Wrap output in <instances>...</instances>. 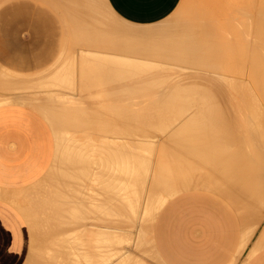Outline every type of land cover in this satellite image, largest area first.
I'll return each mask as SVG.
<instances>
[{
	"label": "bare ground",
	"instance_id": "6f19581e",
	"mask_svg": "<svg viewBox=\"0 0 264 264\" xmlns=\"http://www.w3.org/2000/svg\"><path fill=\"white\" fill-rule=\"evenodd\" d=\"M78 1L80 2V0H78ZM193 1L188 5V8L186 9V11L182 15H180V17L177 19L178 21L176 20V21H174V23H172V22L171 23H165L166 27H164V26L162 27L159 25L158 27H161L162 29L155 27L156 28V30H155L154 28H152V30L154 29V31H151V33L148 31V29H146L147 31L145 34L144 33L135 34L136 36H138L140 38H142L144 36H148V38H153L152 39L153 41L151 40L152 42H150L148 39H147V41H141L140 40V41H137L133 44L130 51H128L129 49L128 50H121L122 52L123 51L124 52H131L133 54L136 53L141 57L151 56L153 58V56H154L155 58H164L167 62L166 64L147 63L146 61L143 62V60L139 61L138 59H135V58L132 59L130 57H124L123 56L124 54H102V53H99L100 48L97 49L98 52H95L96 50L92 51L90 48L96 47L97 45H99V46L101 45V44H99L101 42L99 39H101L102 36L107 34L108 31L112 32L114 29L116 30V28L112 27V25L110 23H108L106 20H103L100 17L101 15L99 13L91 11L83 19L86 21V24H88L89 26L84 27V28H80L81 30L77 31V33L78 32L82 33L81 36L84 39V44L86 45V48L87 47L89 48V49H87V51L84 52L81 50V48H79L80 41H79V43L78 42L76 43V41H74L76 44H78V51L81 50L83 53L81 52V54H79L78 56L67 58L65 63H63L57 71L54 69L55 71L50 72L51 75L48 76L49 80H47L46 79L47 77H45V76L42 77L43 80H41L42 78H40L42 83L38 82V81H40L39 79L32 82L33 80L32 81L31 80H14L13 78H7L4 80V82H2L3 87L7 90L8 89L10 90V89L23 88V87L30 86L33 84L36 86H39V87L43 86L42 88H44V86L47 88L46 85H50V86L52 85L53 88L55 86V88L56 87H62V88H66V90L69 89L67 91H68V93H70L71 97H75L77 95L78 96L80 95L81 98L79 96V98H80L79 101L81 103H83V105L80 109H82V108L84 109L81 111H77L79 108L75 110L74 107H71L69 100H66L65 98L62 99L60 97L62 95H65V97H68V94L66 96V93L65 94L61 93L62 95H60V93H59L60 91H57L58 95H59L58 98L59 97L61 98L60 102L58 101V98H56L57 95H55L52 91L51 92L53 95L52 94L49 95V97L50 96L54 97V95H55V99H57L56 102L60 103V107L58 106L59 107L58 110L56 107H53V108L56 109L58 112H59V110L61 111L59 113H61V116L63 118L65 117L64 118L65 121H66V119H67V121L70 120V128L71 129L77 128L82 124L86 125V123L87 124L91 123L94 117H98L97 112L91 110V107L87 104H90V102H93V101L100 102L101 100L98 99L97 97L92 98L93 96L87 98L86 95L90 96V95H88V94H90V91H93L95 88L97 89V87H102V91L103 90L105 91L104 93L109 97V99H111V101L115 100V103L114 102L110 103L111 106L109 104V107H110L109 110H110V112L112 110V113H113V109L114 110L117 109V117H116L117 119H115L116 120L115 122L119 124L120 128L119 129L116 128L118 131L116 130L115 133L118 132V134H119V137L117 139V140H119V142L106 144V143H102V142H94L91 140V138H88L87 140L85 139V141L80 142V141L72 138V136L69 135L67 131H65V133H63V134H62V132H60L61 135L57 136V138H56V140H57L56 156H58V154L62 155V154L66 153L65 156L67 157V154L69 153L68 156H70L72 158V159H70L69 157H67V158H69L68 159L69 162H67V159H66L67 164H65V165H68V163H70L68 165V167L63 165V168L66 167V169L64 168L63 170H67L68 168L71 169V170L68 169V171H70L71 176L69 175L68 171H65L66 173L68 172V174H67L68 176L67 175L63 176L62 173H64V172L62 171L61 180H59L57 177V180L59 182L61 181L60 183L64 182V185H65V186L63 185L61 187L59 185L60 189L62 187H64V188L66 187L69 189L70 185L68 186V184H67L69 182L66 183V181L70 180L69 176H70L71 180H72V177H74V178L76 177L75 181H77L76 179H78L79 180L78 182L81 184V182H80V180H82L81 177L86 175L88 170H90V168L88 166L89 169L86 170V173H85V170H82L83 168L81 165L80 167L82 168L81 169L82 171L81 170L79 171L81 175L79 173H77L81 177L79 176L80 178L79 177L77 178L78 175H76L74 173L75 171L77 172L76 169L80 165V163L85 164V166H84V169H85L87 167L86 165L89 162L88 160L94 159V157H92V158L89 157L90 159L82 158V156L87 157V155H84L85 153L86 154L87 153L92 154L95 152L96 153L104 152V153H106L104 155V159L106 158V155L108 154L109 156H108L107 160L106 161L104 160L106 165H108V168H109L108 169L109 171L106 173V178H107L108 174H111V176L109 175L111 178H109V177L107 178V183L104 180H103V182H105L106 187H109V188H106V190L109 189L108 190L109 193L107 196L108 199L111 198V197H109L110 196L109 194H111L110 191H112L113 189L115 190L116 188L118 189V191H117V189L115 191L113 190L115 192V194L112 192V195H111V196H113V194L117 195V198H116L117 201L115 199L112 200L113 202L114 201L117 202V205L115 204V202L114 203L112 202L113 205H116L117 207L115 208V206L114 207L112 205L111 206L113 207L112 209L115 208L116 212L118 213V218L116 216L117 214H113V215L111 214V212H113V211L108 212V213H110L108 215L107 213L105 214V212L102 210L101 206L104 208V210H105V208H109V207H107L108 206V203H106L107 200L101 201V203L99 202L101 204V206H95V204H97V203H95V204L93 203L95 208L100 207V208H98L99 210H97V208L95 210L94 206L92 208H90L89 206L91 204L88 206L89 207L88 208L87 205L91 201L90 198H92L94 193L97 194V191L96 192L94 191L95 190L94 187H96V190H97V187H99V186L96 185L92 188V189H94L93 190L94 193L92 194V191H91L92 189L89 190L90 187L88 185H87V187L85 185H83V187L85 186L86 188H88L87 191L88 190L89 191L87 192L86 190H83V189H85V187L82 189V187H81L82 185L79 186V188H78L76 186L78 184H76L74 179L72 180V183L75 182V184H76V185L74 184L75 188H74L73 184H71V183H69V184H71V186L73 187V189L75 191L76 190L78 191V189L81 188L82 190H79V192H77V193L81 194V192L83 191L82 196H84V194L88 193L87 197H88V201L89 200L90 201L88 202L86 197H84L85 198V202H84L85 204L83 203L84 204L83 205L84 208L82 210L83 212L80 211L83 213V214L81 213V216L79 215L80 212H79L78 208L80 209V207H81V209H82V206L80 204L82 202H80L78 200V203L79 202L80 203L77 204L75 201V203H73L74 206H75V204H77L76 206H80V207L76 208V206H75V210H76V212H75L73 204H71L72 207L69 210H70V212L71 211L73 212V210H74V213L71 212L68 215L72 214L74 216V218L77 215L80 216L77 218H82L85 215L84 218L87 220L91 217L90 215H92V213L94 214V212L99 211L101 213V215L99 214V212H97L98 214L93 215V216H97V218L96 217H93V218H95V220L98 221V223H99V220L101 222H103V220H104L103 225L104 224H108V225L112 224V225H117L118 228H119V226H121L122 224L125 223L126 225L124 224L125 226L123 225V228L126 227L127 229H128L127 226H129V228L135 226L134 224H135L136 218H138L137 216H139L140 220H139L138 224H140V229H139V226H138V228L136 227L137 228L136 232H139L138 229L141 232H143V231L145 232L149 229V225L151 224V222H153L154 217L158 212V209L166 201V197L169 196L170 194L177 193V192L181 191L182 189L197 186V185H201L202 187H209V188H212L215 190L217 188V185L219 184L217 179L219 177H221L220 176L221 172H223L222 170H224L226 168L225 167L226 164H227V167L229 169L231 167V164H234L235 166L237 165L236 166L237 168L233 167V165H232L233 168L231 167V169H233V170H229L227 168L225 169V171L229 170V172H232L233 175H235L236 170H238L237 171L238 173H239V171L241 172V170H243V169H244L243 170L244 172H245V170L248 171L249 166H247L248 168L246 169V167H244L243 165H247L249 163V160H247L248 161L247 162L246 159L244 160L245 157H243V159L240 157H237L238 153H236V152H239L242 155L245 154L243 156H249L250 155L251 158H252V156L253 157L255 156L254 158H258V160L253 158L255 160L254 163H253V161L250 160V162L253 163L252 167L254 165L257 166L258 170H255L256 166L254 167L255 169H253V170H255V172L257 171V174L256 175H247V176H245V179L243 177L244 181L242 180V182H241V184L243 182H245V184L243 183L245 186L243 193L241 191L243 185L242 186L240 185L241 188H239L241 191L239 193H240V195H242V197L239 195L237 188H236L238 186V184H237V186H234V184L231 181V180H233V178H237V180H238L239 175L237 173H236V175H238V177L233 176L230 179L229 177H230V175L232 176V173L227 174L228 172L227 173L225 172L228 175L226 177L225 176L226 174L223 172V176H224L225 180L223 179V177H222V180H224V182H225L224 185L226 187L232 189L234 194L237 196L235 198L236 200H239L241 197V199L243 201H245V204L247 203V205L251 207L253 214L257 211L259 213L258 217L262 214L261 213L262 207H264V201H262V199H264V193H262V192L260 193V191H261L260 189L264 188V185H262V184H264V111H262V108H261L262 106H261L260 107L261 109L255 108L253 112H252V110H251V112H248V110L245 109L246 108L245 104L249 103V101H251V100L253 103H257V100L254 98L252 93L254 95H256V94L259 95V97L262 100H264V0H256V1L255 0H213L214 2H212V0H210L213 5H210L207 7H205V6H206V3H208V0H206L207 2L205 3V6L203 5L204 3H202L205 0H193ZM210 1H209L208 5L210 4ZM75 3L78 4V2H75ZM87 4L91 5V3H89V2ZM89 5L88 6L85 5V9H87L86 6L89 7ZM71 8H73V6ZM79 8L76 9L78 12L80 11V10H78ZM82 9H84V6L82 7ZM85 9L83 10L84 12H85ZM72 11L73 10H71V12ZM69 14H70V12H69ZM76 14H77V12H76ZM78 14H80V13H78ZM72 15H71V17H73ZM82 16H83V14H82ZM82 16L79 15V17H82ZM99 24H101V25H99ZM77 33H75L76 36L74 34V37L77 38V40H78V39H80L79 38L80 33H79V35ZM125 33H126V31H125ZM129 33L131 34L132 32L129 31ZM77 36H79V37H77ZM143 39H145V38H143ZM108 43H109V41H108ZM102 45H104V44H102ZM107 47H109V46H107ZM92 49L94 50V48H92ZM121 51H119V52H121ZM79 56H80L79 59L82 61L78 62L80 64H77V57H79ZM133 57H136V56H133ZM172 61H175V62L178 61L181 64H177V63L172 64ZM169 64H171V65H169ZM234 65H236L235 67H236L237 73H239L241 76H243L244 69H247V74H246L245 79H247V81L252 84L253 90L250 89V87L248 85H245V87H246L245 91L247 92L246 93L247 94L246 95V103L245 104L240 103L241 105L238 103L241 107H242V105H243V107L245 105V107L243 108L247 111L245 115H242V112H241L242 109L241 110L238 109V111H237L238 107H236V110L234 109L235 112H233V113H231L233 111V109H232V111H228L230 109L227 107L226 108L224 107L223 110H225V112L222 109L221 110L225 113V115L223 114L224 119H222L223 118L222 117L221 118L222 120H221L218 116L221 117V115H222L221 113H223V112H220V114H219V112H218V111H220L219 108L215 109L214 107L216 106V108H217L219 106V104L221 105V103L223 104V105H221L222 107L226 106L225 102L227 103V106H229L228 102H230L231 100L233 102L235 101V98L232 95V92H234V91L228 92V91H230L229 87L230 86H231V88L233 87L232 84L234 82H232V81L234 79L231 81V80H228V78H222L221 77V71H224V69H226V70L231 69V68H233ZM226 70L224 72L225 74H227ZM96 75L98 76V80L93 82L92 78L95 76L97 79ZM227 75H229V74H227ZM232 76H234V74ZM223 77H224V75H223ZM78 79H79V82H78ZM44 80H45V83H43ZM237 80H238V78L235 79V82L239 83L240 80L239 81H237ZM241 82H242V80L240 81V83ZM243 84H244V82H243ZM239 86H241V85H239ZM91 87H93L94 89L92 88V90H89V89H91ZM141 87L146 88V90H145V88L144 89L142 88L144 90V92H146L145 94H140V93H143V92L138 90ZM50 88H52V87H50ZM237 88L235 89V91H237ZM248 91L251 92V95L248 93ZM14 94H16V93H14ZM234 94H235V92H234ZM240 97H242V96L240 95ZM82 98H85V99L87 98V100H83ZM106 98H104V99H106ZM236 98L239 99V96H236ZM14 101H16V100H2V101H0V103L1 104L2 103H8V102L10 103V102H14ZM236 101H238V100H236ZM19 102H20V100H19ZM52 102L55 103V101H52ZM262 102H264V101H262ZM22 103H24L23 100H22ZM138 104H140L139 107H141V108H142V106H144V104H148L149 107L147 105V108H149V110L151 109L150 107H152L154 105L152 108L156 109L157 113H155V114L158 115V117L153 114L154 113L153 111H155V110H153V111L148 110V111L149 112L152 111L153 112L152 115H154V117H157V118H160L159 116H161L160 114H162L161 113L162 104H164L163 106L166 107L167 109H168L169 105H171L170 108H172V105H175V106L178 105V107L180 106V109L178 112L176 111L177 113L173 112L174 115H172L173 113H170V112H171V110H174V109L170 110V108H169L166 111L165 110L166 108H164V110L167 113L171 114V116H169V117L165 116L164 114L167 115V113L164 112V114H163L164 116L162 115L163 118L168 117V119L166 120V122L164 120V122H165L164 124H163V122L159 121L160 119L159 120L155 119L156 121H159V123H156L157 125H155L156 127L154 128V124H155L154 122H156V121L151 116V113H150L151 117L149 116L147 119L153 118L152 123L147 121V119L145 120L146 122H141L139 119L143 116L142 113H139V116L140 115H142V116L139 119H137L136 116H138V114L135 115V111H133V109H136V106ZM235 104H236V102H235ZM250 104H249V106H251ZM166 105H168V106H166ZM249 106L247 108H249ZM111 107L113 109H111ZM178 107H177V110H178ZM107 109H108V106H107ZM140 109H137V110H139V112H140L143 108L141 110ZM212 109L214 111L216 110L215 113L212 111ZM226 109L228 112L226 111ZM63 110H65L66 112L65 113L63 112V114H62ZM146 110H144V112ZM169 110H170V112H168ZM58 112L55 113L57 116H58ZM115 112H116V110H115ZM133 112H134V114H133ZM216 112H218V115L216 114ZM55 114H54V116H55ZM215 114L217 115L218 119H217ZM146 115H148V114L146 113ZM213 115H215V116H213ZM99 116L101 118V116H103V115H99ZM115 116H116V114H115ZM66 117H68V118H66ZM100 118H98L97 120H99ZM90 120H91V122H90ZM104 122L100 123V124L97 123V125H98L97 129L100 131V133H98V135L100 137L102 135H106L105 130L108 128L107 127L108 125L107 124L105 125ZM160 123H162L163 126L160 125ZM110 124H112V122ZM54 126H55V124H54ZM115 126L118 127L117 124ZM115 126L113 128H115ZM110 128H112V125H110ZM154 129H156V130L154 131ZM57 130L58 129L56 127V133H58ZM221 130H223V131H221ZM107 131H108V129H107ZM108 134H109V131H108ZM110 134L112 135L111 132H110ZM113 136L115 138H117L116 136H118V135L115 136L113 134ZM218 139H219V141H218ZM221 140H225V142H228L227 143V145L229 144L228 146H230V144H233V145L235 144L236 148L235 147L234 148L236 150L234 151V148H232L233 150L231 149L232 151H230V148L233 146L232 145L231 147H229V150L226 147L227 149H221L220 151H218L219 152L218 157H215L216 156L215 153H217V151H216L217 149H213L212 144L214 142L219 143ZM229 141L231 143H229ZM170 143H174V146H176L175 148L173 146H171V147L174 148V150L177 153V156L180 157L179 160L177 161V162H179V164H182V163H180L182 161V159H185L188 156H190L191 158L194 156V159H196L195 157L197 156L198 161L197 160L195 161L197 163V165H199V166L201 165L203 167L206 166V168H208V171L210 170L209 171L210 173H212V174L215 173V175H216V173H220V175L217 174V175H219L217 179H215V177L208 178L206 176H203V177L201 176V178H198V180H196V178L190 177V175L188 174L190 172V169H187V171H186V169H184L181 165L179 167L167 168V165L165 167V164H163L162 160H161V164H159V166L157 167L156 172H155V176H154L155 182L150 183L151 180L154 179L150 175L151 178H149L150 180H149V182H147L148 184L147 183L146 184L148 186L153 184V186H155L156 189L159 188V185H160L165 190V192L164 193L159 192L158 194H154V195L152 194L153 195L152 196L151 195L152 191L147 189L148 192L149 191H151V192H150L149 196L147 195L148 198L145 200L146 202H144V204L142 206L141 205L142 188L140 190L139 185L141 184V187H143V181L145 178V177H143V175H145L144 170L147 169L149 162H150V159H152L151 156L153 155L154 151L157 149V146L158 145L161 146L163 144L169 145ZM214 144L216 145V143H214ZM215 145H214V147H215ZM216 146L219 147L218 145H216ZM163 147H165V146H162V148ZM159 149L160 150H158V151L160 154L159 155L160 158L166 157L168 155V151H166V147L164 150L161 148H159ZM211 149H212V152H214V153L209 154L211 152ZM222 150H228L229 151V154L228 153L226 154V152H228V151L225 152L226 155L223 152L224 155H222V156L228 157L230 155V152H231L230 156H232V155L234 156L233 153L235 152L236 158L233 159L232 158L233 156H232L231 157L232 159H231L229 157V160H231L232 162H227L225 164V162L228 159L226 160V159H224L225 158L224 157L223 158V160H225V162L223 161L224 167L219 168L220 171H218L217 167L218 166L221 167V165H223V162L221 160L222 158L218 159L219 162H217V160H215V158L220 157L219 155H220ZM205 152H207V153H205ZM74 153H76V154H74ZM204 153H205V156L203 155ZM81 154H83V155H81ZM140 154L142 156H140ZM207 154H209L210 156L214 154L215 156L213 155L210 158ZM74 155L78 156L79 160L77 159V157H74ZM100 155L102 156L103 154L98 153V156H96V157L101 158ZM200 155H202V157L204 156L205 158H206V156H208V158H210V159L205 160L204 157H203V159H200L199 158V157H201ZM242 155H239V156H242ZM88 156H89V154H88ZM61 157H62L61 158L62 161H63V159L66 158V157L63 158V155ZM250 157H247V159H250ZM239 158L242 159L243 161L241 162V160H239ZM76 160L79 161L77 163L78 166L75 164L77 162ZM98 160H103V159L101 158ZM220 160H221V162H220ZM233 160H234V162H233ZM55 161H56V159H55ZM73 161H75V163ZM104 161H103V165L105 168L106 165L104 164ZM72 162H73V164L71 165ZM96 162H97V158H96ZM96 162L94 159L93 163H95V165H96ZM64 163H65V160H64ZM60 164L62 165L63 163H60ZM74 164L76 166H74ZM228 164H230V165H228ZM61 165H59L60 166V169H59L60 172L62 170ZM250 165H251V163H250ZM55 167H56V164H55ZM80 167H78V170ZM93 167H94V164H93ZM95 167H94V169L93 168H91V169H93V171H94ZM149 167H150V165H149ZM74 168H76V169L74 170ZM143 168H144V170H143ZM238 168H240V169H238ZM97 169L99 170L98 167H97ZM112 169H114L113 174L110 173ZM139 169L140 170L142 169L143 171L142 170L141 171L144 172V174ZM101 170H102V168H101ZM103 170L107 171L105 169H103ZM103 170H102V172L105 173ZM247 171L244 175L247 174ZM99 172H100L99 174H101V175H99L98 171H97V174L95 173L96 177H99V176L101 177L102 175L105 176V174H102L101 171H99ZM147 172H148V169H147ZM55 173H57V171ZM91 173L88 172V178H87L88 182L85 181V182H87V184H89V180H90L89 174H91ZM73 174H75L76 176ZM91 175H92V177H94L93 176L94 174H91ZM112 175H113L114 180H113V183H110L108 181H109V179H112ZM148 175H149V173H148ZM240 175H241V173H240ZM55 176L53 178H55ZM57 176H59V175H57ZM242 176H243V173H242ZM86 177L87 176H85L84 178H86ZM142 177H143V179H141ZM62 178H63V181H62ZM84 178H83V180H84ZM102 178L104 179L103 176H102ZM102 178H100V179H102ZM227 178H229V179H227ZM240 178L242 179L241 176L239 177V179ZM55 179H54V181H55ZM145 179H148V178H145ZM219 179H221V178H219ZM57 180H56V182H57ZM93 180L94 179L92 178L91 181L93 182ZM95 180H97V179H95ZM117 181H118V183H117ZM92 182H90V183L92 184ZM103 182L101 180V183H103ZM115 182L117 183V186L111 187L112 184L114 186ZM238 182H239V180H238ZM238 182L234 181V183H238ZM254 182L256 185L254 184ZM94 183H95V181H94ZM101 183L99 185H101ZM109 183H110V185L108 186L107 184H109ZM221 183H223V182L221 181ZM260 183H261L262 187L259 186ZM66 184H67V186H66ZM105 185L102 187H105ZM252 185H254L255 188L258 185L256 192L254 190L255 189L254 186H252ZM55 186L57 187V185H55ZM101 186L99 188H101ZM148 186H146V187H148ZM76 187H77V189H76ZM138 187H139V189H138ZM250 187H253L254 189L251 188L252 189L251 190ZM53 188H54V186H53ZM111 188H112V190H110ZM60 189L58 188V190H60ZM149 189H152V188L149 187ZM58 190L55 191L56 197H54V199L57 198L61 201L60 197L61 198H63V197L60 195H64V194H63V191H61V190L58 191ZM101 190H102V188H101ZM103 190L106 191L104 188H103ZM153 190H154V187H153ZM66 191H69V190H66ZM71 191H72V189H70V192ZM75 191H74V194L72 192L71 193L73 195H77V193ZM84 191H86V192L84 193ZM116 191H117V193H116ZM161 191H163V190H161ZM258 191H259V195L257 194ZM60 192H62V194ZM99 192L100 191L98 190V193ZM50 193L51 192H49V194ZM89 193H91L90 195H92V196H90V198H89ZM72 194L68 193L67 195L70 198V195H72ZM243 194H244V196H243ZM53 195H54V193L51 196H53ZM67 195H65V196H67ZM101 195L104 196L105 194L104 195L101 193L97 194V197H99V199H100L102 197ZM106 195H107V191H106ZM48 196H50V195H48ZM78 196L80 197L81 195H78ZM145 196H144V198H145ZM105 197L106 196H104V198ZM94 198H95V196H94ZM78 199H80V198H78ZM56 200H55V202H53V204L56 203L55 205H57L58 207L51 204V206L48 205V206H50V208L48 210V208H46L47 203L45 202V205L43 204L45 207H43V208H44V210L47 209L48 213H46L47 211L43 212V210H42L41 215H43V213H45L46 215L47 214L49 215V213L51 214V212H52V214H54L53 212L56 213V211L60 212L61 209L60 210L54 209L56 207L59 208V205H58L59 200L58 201H56ZM64 200L67 201L66 198ZM96 200H98V198ZM47 201H48V199H47ZM98 201H100V200H98ZM93 202H94V200H93ZM102 202L105 203L104 206L102 205ZM49 203H51V202H49ZM61 203H63V205L66 204L63 202V200L61 201ZM109 203L111 204V201ZM260 203H262V204H260ZM71 205L69 204L68 206H71ZM52 206H55V207L53 208ZM140 206H141V208H140ZM51 207L54 209V211L51 209ZM85 207H87L88 210ZM67 208H65V209H67ZM139 208H140V210H139ZM236 208L238 209V211L241 215V218L245 222V227H246L247 237H248L247 241H249L250 238L253 236V234H254V232H255L258 224H259V220L255 219L257 217H254L249 212V211H251V209L247 208L248 209L247 210L245 208L246 211L244 212L243 208L241 209V208H239V206H236ZM84 209H86V210L84 211ZM89 209L91 210V212L89 211ZM63 210H64V208H63ZM63 210H62V213L67 214L68 211L64 210V212H63ZM100 210L103 212H101ZM109 210H111V208H109ZM77 211H78V213H77ZM86 211H89L91 214L89 212H87V213H89L88 214L89 216H87ZM138 212H140V215L138 214ZM121 213H122V215H121ZM58 214L59 213H57L55 215V217L52 215L51 219L48 218L47 221L51 220V221H49L50 225L49 224L44 225L48 229V230H46V232L47 233L50 232L49 238H51V236H52L51 239H53V235L51 234L52 230H50V229H53V231H52V233H53L54 230L56 231L57 229H54L52 227L53 226L55 228H57V226L59 227V225L55 226L58 223L55 222V220H54ZM102 214L103 215L105 214L106 216L107 215L108 216L105 217ZM73 216H70V217H73ZM86 216H87V218H86ZM109 216H110V219H108ZM113 216H116L115 217L116 219L114 218L115 220L113 219ZM121 216L122 217L125 216V217L122 219ZM44 217H45V215H44ZM60 217L63 219L64 216L62 217L60 215ZM98 217H99V219H98ZM77 218H75V219L78 221L79 219H77ZM105 218H107L109 221ZM52 219H53V221H52ZM124 219L126 222L124 221ZM260 219H262V218H260ZM57 220H58V218H57ZM64 220H67V218L65 217ZM81 220H79V222L84 221L83 218ZM91 220L94 221V223L96 224L94 219H91ZM110 220L114 223H109V222H111ZM77 221H76V225L79 224V222H77ZM123 221H124V223H122ZM42 222H44V221H42ZM58 222H59V220H58ZM60 222H62L61 224L63 226V223H65L66 221L65 222L60 221ZM46 223H48V222H46ZM88 223H90V222H88ZM108 225H106V227ZM112 225H111V227H112ZM44 226H42V227H44ZM82 226L84 227V224ZM114 227H116V226H114ZM103 228H105V226H103ZM120 228L122 229V226ZM44 230H45V228H44ZM82 230H83V228H81V231ZM105 230L103 229V232ZM79 231H80V229H79ZM108 231H109V229H108ZM113 231H115V230H113ZM119 231L118 232L115 231L118 233V234H115L114 232L112 233L110 230L109 232H111V236L108 235L109 238L106 237L107 234H110L109 232L105 231L106 234H105V232L103 234L105 236H104V238L102 237V239L103 240L106 239L107 241L110 239V237L112 240H114L113 239V238H115L114 236L120 234V237H118V243L116 242L117 239L114 242L111 241L113 244L115 243L116 247L112 246L113 244L109 243L110 240L108 242L104 241L105 244H104V246H102L103 247L102 250L104 249V252H103L104 254L102 253V255L104 257H101V258H103V260H100V262L103 261L102 262L103 264L107 263V262L111 263L110 261H113L112 259L116 255H119L123 251V249H121V245L123 243H125L124 245L127 246L126 243L128 242L129 238H130L129 240L131 242V237L133 235L132 234L133 232L130 231L131 237H129L128 239L127 238L124 239L125 235L123 238L121 235L126 234V232L125 233L123 232L121 234V231H120V233H119ZM132 231H133V229H132ZM58 232L56 231L55 234H57ZM72 232H73V230H72ZM144 232H143V234H144ZM64 233H66V232H64ZM64 233H62V234H64ZM99 233H101V232H99ZM145 233H147V232H145ZM127 234H128V232H127ZM130 234H128V236ZM139 235L140 234H138V236ZM49 238L47 237L46 241ZM55 238H57V237H55ZM116 238H117V236H116ZM54 240H56V239H54ZM75 240H77V239H75ZM97 240H100L99 241L100 243L103 242V241H101V238L100 239L97 238ZM44 242H45V240H44ZM50 242H49V244H50ZM78 242H76V244ZM106 242L109 243L110 245L106 244ZM133 242H132V244H133ZM47 243H45V244L43 243L44 244L43 249H45V246H46V248L50 247L51 244L49 245ZM55 243H56V241H55ZM62 243H64V242H62ZM69 243H71V242H69ZM262 243H264V230H262V232L259 234V237H257L255 239V241L252 243V245L249 249V252H253L256 249H259ZM46 244L48 245V247ZM102 244H100V246ZM134 244H135V242H134ZM56 245H54V246H56ZM60 245L62 248V244H60ZM65 245H66V243H65ZM138 245H139V243H138ZM54 246H52V250H53ZM67 246H68V243H67ZM77 246H78V244H77ZM108 246L115 247V248L111 249V247H108ZM58 247H59V245H58ZM105 247H107V248H105ZM135 248H136V246H135ZM64 249H66V247ZM67 249L69 251V248H67ZM75 249L76 248H74V250ZM48 250H51V249L48 248ZM52 250H51V253H53ZM58 250H59V248H58ZM78 250H77V252H78ZM62 252H61V254L64 255V253H62ZM44 253H43V255H44ZM78 253L80 254V255L79 254L78 255L81 257L82 252L79 251ZM124 253H126V252H124ZM122 254L120 256H122ZM46 255L47 256H45V255L44 256L41 255V256L44 258L45 257L48 258V259L47 258L45 259V261L47 260L48 264L49 263L53 264L55 261H57L56 264H58L60 262V260H61L62 264L64 263L63 262L65 260L64 258H62V259H64L63 261L61 258H60V260L58 258H56V257H58L56 255V251H55L56 257L53 259L50 256H48V254H46ZM70 255H71V253H70ZM123 255L124 256L119 258L118 264H143L142 260L135 258L131 255L127 256V253H126V255L125 254H123ZM53 256L54 255H52V257ZM67 256H69V255H67ZM49 257L51 258V261L54 260V262L53 261L50 262ZM59 257H61V255H59ZM71 257H72V255L70 256V258ZM88 257L86 256L87 259L84 258L85 261L86 260L90 261L89 260L90 257L89 258ZM39 258H40V256H39ZM37 260L41 261L39 259H37ZM42 260L46 264V262L44 261L43 258H42ZM66 260H68V259H66ZM69 262H70V259H69ZM59 264H61V263H59ZM75 264H76V262H75Z\"/></svg>",
	"mask_w": 264,
	"mask_h": 264
},
{
	"label": "crops",
	"instance_id": "0c3cea01",
	"mask_svg": "<svg viewBox=\"0 0 264 264\" xmlns=\"http://www.w3.org/2000/svg\"><path fill=\"white\" fill-rule=\"evenodd\" d=\"M41 1L40 0H7L6 4L0 6V42L2 43V48L0 51L3 52L4 56L10 57L13 66L16 69L20 70L21 72L35 71L34 70L35 67L49 63L51 60H54L55 46L57 45V37H58L57 24H60V22H64L63 28L66 27V29H69L71 32H77L78 30H81L80 28H84L86 26V21L83 19L91 11L97 12L99 14L103 13L102 11H100L98 4L91 2L89 0H80V2L78 0L77 1L76 0H43L47 4ZM105 1L115 15L119 16L121 19H123L128 23H133L137 25H152L161 21L167 16L168 11H171L172 8L174 7L173 5H175L177 2V0H105ZM73 2L74 3L78 2V4L77 3L74 4ZM88 2L91 3V5L87 4ZM84 4L87 6L89 5V7L86 6L87 9H85ZM82 5L84 6L85 12L83 11L84 9H82L83 7ZM72 6L73 8H71ZM77 8H79L78 9L80 10L79 12L76 10ZM70 9L73 10L72 12L74 14L71 12ZM76 12L77 14L78 13L80 14L77 15ZM81 13L83 14V16ZM71 15L73 17H71ZM79 15L82 17H79ZM60 27L62 28L61 25ZM23 30L29 31V39L27 41H22V39H20L19 33L20 31ZM77 42L79 43V48H81L80 46H86L84 44V39L82 38V36H80V39L76 40V43ZM76 43L75 46H78V44ZM76 49H78V47H76ZM81 50L84 52L87 51V49H82V48ZM81 50L79 51L76 50L78 51L77 52L78 55L81 54L82 52ZM68 54L71 55L73 53H68ZM68 54H62L58 58H56L49 67V69L59 60L63 59V61H66V59L70 57ZM42 73L43 74L39 73L38 79L45 76L47 77L46 79L49 80L48 76L51 75L50 72L48 73L42 72ZM41 80H43V78ZM41 80L38 82H41ZM45 80L43 81V83H45ZM46 86L47 88L45 86L44 88H42L43 86L41 87L38 86V88L32 89L30 91L22 90L15 92L23 96V98L18 99V101L16 100L14 102L0 104V264H38L39 262H40L39 264H45L42 258L45 261L47 257L44 258L42 256L44 255L47 256L46 254H48V256H50L52 259L55 258L56 255L58 256L56 258H58L59 260L60 258L61 259L64 258L65 260L62 259V261L64 260L63 264H66L67 262H68L67 264H75V262L76 264H87V263L103 264L102 263L103 261L100 262V260H103V258L101 257H104L102 255V253L104 252V249L102 250L103 248L102 246H104L105 244L104 241H107L106 239L104 240L102 239V237L104 238L105 236L103 234L105 231L109 232L110 230L112 233L114 232L115 234H118L117 233L119 231L117 229L118 227L115 228L113 226L111 227L110 225V227L105 226V228H103V224H102L103 222L99 220L98 223V221H96L95 218H93V217L97 218V216H93V215L98 214L97 212L99 211L94 212V214L92 213V215H90L91 217L89 218L90 220L89 219L86 220L84 218L85 217L84 215V217H82L84 219L83 221L84 223L81 222L82 218H77V217H80L81 213L83 212L82 211L84 208L83 205L85 204L84 197H86L88 201V197H87L88 193L82 196L83 191L82 192L80 191L81 194L77 192H79V190H82L85 186L87 187V185L90 187L89 190H91L96 185L100 187L103 184L102 186H104L105 182L107 183V178L108 177L111 178L110 177L111 174H108L106 178V173L108 171H105V173H103L102 172L103 169L101 170L102 167L101 168L98 167L99 170L96 167L95 173L97 174L98 171L99 174L100 173L99 171H101L102 174H105V176L102 175L104 179L102 178V176L101 177L95 176L94 177L95 183L93 181L92 184L90 182L89 184H87L88 182L87 180L84 181L80 180L81 184L78 182L79 180L75 181L76 184L78 185H76L75 182L72 183V180H69L66 181V183L69 182L73 184V186L75 184L78 188L79 186L82 185L81 186L82 189L80 188L78 189V191L77 190L75 191L71 186V184L69 183H67L68 186L70 185L69 189L66 187L65 188L62 187L60 189V187L64 185V182L60 183L61 181L59 182L57 180V177L59 180H61L62 177L61 172L59 171L60 169L59 165H61L60 163H63L61 165V169H62L61 171L64 172L62 173L63 176L67 175L68 172L70 175V171H68L69 168L67 170H63L64 168L66 169V167L63 168V165L67 166L65 165L67 163H64L62 159L60 160L58 156H56V138L57 136L61 135L60 132H62L63 134L65 133V131L67 132L70 131V120L67 121L66 119L65 121L64 119L65 117L63 118L61 114L57 116L55 113L60 107L59 102L61 101V98L62 99L65 98V95L62 94L67 93V91L65 88L62 87L55 88L54 86L53 88L52 85L51 86L46 85ZM49 86L52 88H50ZM51 91L55 95H57L56 98H58L59 96L57 91H60L59 93L62 96H60L61 98L60 97L58 98L59 102H56L57 99H55V95L54 97L52 96L49 97V95L52 94ZM22 100L24 103H22ZM52 101H55V103ZM53 107H56L57 110L54 109ZM53 113L55 114L56 117L54 116ZM56 127L58 129L57 130L58 133H56ZM113 170L114 169H112L110 173L113 174ZM56 171L57 173H55ZM65 171L68 172L66 173ZM56 174L59 176H57ZM54 176L56 179L53 178ZM95 179H97L98 181ZM101 180L102 182L103 180L105 182L101 183ZM113 180L114 179L112 175V179H109L108 182L113 183ZM100 183L101 185H99ZM110 183L107 185L109 186ZM117 183L115 182L114 186L112 184L111 187L117 186ZM54 184L57 185V187L61 191H63L64 195H60L63 198H61L60 196L59 197L61 201L63 200V202L66 204L63 205V203H61L59 199L57 198H56L57 200L54 199V197H56L55 191L58 190V188ZM83 185L85 186L83 187ZM102 186H101L102 190L99 187H97L96 190V187H94L95 190L94 189L91 190L92 194L94 193L93 192L94 190L95 192L97 191V194L100 193L103 195L105 194L104 196L106 197L104 198V196L101 195L102 197L99 199V197H97V194L94 193V195L92 196L90 195L91 193H89V198L90 196H92V198H90L91 201L89 200L90 203H88L89 201L87 202L88 203L87 207L90 204L92 205L93 203L94 204L97 203L95 204V206H101L100 204L101 201L107 200L106 202L108 203L107 207L111 208V210H109V208H105L104 210V208L101 206L102 210L105 212V214L107 213L108 215L110 214L108 212L113 211L111 212V214L112 215L117 214L116 216L118 218V213L115 210V208L117 207L116 206L117 195H114L115 194L114 191L117 188L115 190L113 189L114 191L112 190V188L110 189L112 190L110 191L111 194H109L110 195L109 197L111 198L108 199L107 196L109 193L108 191L109 189L106 190V188L109 187H106V185L105 187ZM86 187L83 190L87 191L88 188ZM103 188L107 191V195H106V191H104ZM141 188L142 187H140V190ZM65 189L69 191H66ZM70 189H72L71 192L73 194L75 191L77 195H73L70 192ZM98 190L100 191L99 193ZM86 191H84V193ZM49 192L51 193L49 194ZM112 192L114 193L113 196H111ZM53 193L55 196L54 195L51 196ZM60 193L62 194V192ZM68 193L72 194L70 195V198L67 195ZM47 194L50 196H48ZM78 195L81 196L79 197ZM74 196L75 197L77 196L80 199H78L77 197L75 198ZM65 198L67 201L64 200ZM97 198L100 201L96 200ZM47 199L51 203H49ZM113 199L116 200L114 201L116 205H113L114 203L112 201ZM55 200L56 201L59 200L60 204L57 202L59 208H57L58 206L55 205L56 203L53 204ZM78 200L82 202V203L79 202L82 206V209L80 206H76L77 204H79ZM75 201L77 203L75 204L76 208L80 207V209L78 208V210L79 212L82 211L79 214L80 216L77 215L75 217L81 220L80 222L79 220L77 221L72 214L68 215L69 213L72 212V211L70 212L69 209H71L72 207L71 204L75 203ZM108 201L109 202L111 201V204ZM45 202L47 203L46 208H48V210L52 204L57 206L56 208H54L55 206H52L54 209L57 210L61 209V211L60 212L56 211V213L53 212L54 214H52L51 212V214L49 213V215L48 214L46 215L45 213L41 215L42 210L43 212L47 211L46 213H48V210L47 209L44 210L43 208L45 207L44 206ZM144 202H145V198H143V193H142V202H141L142 206ZM69 204L71 206H68ZM94 204L92 206L90 205L89 207L92 208ZM102 205L104 206L105 203L102 202ZM111 205L113 207L115 206V208L112 209L113 207ZM75 206L73 204L74 210H75ZM52 207L51 209L54 211ZM87 207L85 208L87 209ZM63 208L64 210L68 211L67 214L62 213ZM98 208L97 210H99ZM86 209H84V211ZM74 210L72 213H74ZM89 211L91 212L90 209ZM89 211H86L87 216H89L88 215L90 213ZM57 213L59 214L56 216V218L55 219L53 217L52 218L55 220V222L58 223L54 225L55 226L59 225V227L57 226V228H55L53 226L52 228L57 229L56 230L57 232L59 231L58 232L59 234L57 233L59 236L55 234L56 232L55 230L53 232L55 234L54 235L52 233L53 229H50L52 230L51 234L53 235V239H51L52 236L51 238H49L50 232L49 233L46 232V230L48 229L44 225L46 224L50 225L49 221L51 220L47 221L48 218L51 219L52 215L55 217ZM99 214L101 215L100 212ZM105 214L102 215L107 217L108 215L106 216ZM60 215L62 217L64 216L63 219L60 217ZM116 216H113V219ZM65 217L67 218V220H64ZM91 219H94L96 224ZM108 219H110V216L108 217ZM137 220L139 222L140 219L136 218V221ZM42 221H44L45 223ZM60 221L63 222L66 221V222L63 223L62 226L61 224L62 222ZM76 221L79 222V224L76 225ZM87 221L90 223H88ZM82 223L84 224V227L82 226L83 225ZM111 223L113 222L111 221ZM81 228H83L82 231ZM103 229L106 230L103 232ZM130 231L133 232L132 237ZM136 231H137L136 229H133V231L132 230L125 231L126 234L127 232L128 234H130L129 236L128 234L127 235L125 234V237L127 236L126 237L127 239L131 237V242L129 238L128 242L126 243L128 247L125 246L123 243L121 245V249H123V251L121 250L122 252L119 255H116L112 259L113 261H110L111 263L107 262L104 264H118L119 258L124 256L123 254L126 255V253L127 256L131 255L135 258L142 260L143 264H242L241 262L243 258L247 255L248 249H250L252 243L256 239L254 232L250 240L247 241L248 237H247L245 222L241 218L238 209L235 207V205L232 203V201L229 198L209 187H202V188L195 187L177 192L176 194L168 198L160 206L157 214L154 217L153 222H151V224L149 225V229L145 231L147 233L143 231L144 232L143 234V232H141L139 229H138L139 232ZM111 232H109L110 234H107L106 237L109 238L108 235L111 236ZM138 234L140 235L138 236ZM116 236H114L115 238L112 237L114 240H112L110 237L109 239L110 241L108 240L109 243L113 244L111 241L114 242L116 239H117L116 242L118 243V237H120V234ZM47 237L49 239H47L46 241ZM123 237L124 235H122V238ZM97 238L99 239L101 238V241H103L104 243L103 242H102L103 244L100 243L99 242L100 240H97ZM43 239L45 240V242ZM49 240L53 242L51 243ZM133 241L135 242V244ZM49 242L51 245L49 244ZM76 242H78L77 243L78 246ZM107 242L106 244L110 245ZM43 243L49 244L50 247H48L47 244L46 245L51 250H52V246L57 244L56 246L53 247L52 250L54 254L51 253V250H48L46 246L45 249H43L44 247ZM99 243L102 245L100 246ZM60 244H62V248ZM112 246H115V243ZM65 247L66 249H64ZM115 247H111V249ZM67 248H69V251ZM74 248L76 249L78 248L79 249V250L77 249L78 252L79 251L82 252L81 253L83 255V256L81 255L82 258L79 256L80 254L77 252V250L76 249H75L76 251L74 250ZM124 249L127 250L125 251ZM55 251H56V255H55ZM61 252L64 253V255L61 254ZM70 253L72 255L71 258H70L71 256ZM58 254L61 255V257H59ZM121 254L122 256H120ZM52 255L54 256L52 257ZM86 256L90 257L89 259L90 261L87 260L85 261L84 258H86ZM51 258L49 261L54 262V260L51 261ZM37 259L41 261H38ZM45 262L46 264H48L47 260ZM56 263L57 261H55L53 264ZM59 263L62 264L61 260ZM244 264H264V247L256 249L253 252H250L248 255V259H245Z\"/></svg>",
	"mask_w": 264,
	"mask_h": 264
},
{
	"label": "rangeland",
	"instance_id": "374dc122",
	"mask_svg": "<svg viewBox=\"0 0 264 264\" xmlns=\"http://www.w3.org/2000/svg\"><path fill=\"white\" fill-rule=\"evenodd\" d=\"M41 1V0H40ZM89 1H91V2H94V3H96V4H98V7H99V9H100V11H102L103 13H101L100 15V17L103 19V20H106L108 23H110L111 25H112V27H114V28H116V30L114 29L112 32H110V31H108V33L107 34H105L104 36H102L101 37V39H99L101 42L99 43V44H101L100 46L99 45H97L96 47H92V48H94V50L92 49V48H90L92 51H95V52H98L97 51V49L98 48H100L99 49V53H102V54H124L123 56L124 57H130V58H135V59H138L139 61H142L143 60V62L144 61H146L147 63H152V64H166L167 62H166V60L164 59V58H155L154 56H153V58L151 57V56H144V57H141V56H139L138 54H133V53H131V52H122L121 50H128V51H130V49H131V47L133 46V44L135 43V42H137V41H147V39L150 41V42H152L153 40V38H148V36H144V37H142V38H140V37H138V36H136L135 34H137V33H146V29H148V31L151 33V31H154V29L156 30V28L155 27H157V28H161V27H158L159 25L160 26H164V27H166L165 26V23H174V21H176L179 17H180V15H182L185 11H186V9L188 8V5L193 1V0H177V2H176V4L175 5H173L174 7L172 8V10L171 11H168V14H167V16L164 18V19H162L161 21H159V22H157V23H155V24H152V25H137V24H133V23H128V22H126V21H124L123 19H121L119 16H117V15H115L113 12H112V10L110 9V7L107 5V3H106V1L105 0H89ZM209 1L210 0H208V3H209ZM256 1V0H255ZM41 2H43V3H46L45 1H41ZM194 2V1H193ZM207 1L205 0L204 2H202V3H204L203 5L205 6V3H206ZM212 2H214L213 0H212ZM212 2L210 1V4L208 5V3H206V6L205 7H207V6H210V5H213L212 4ZM7 3V0H0V6L1 5H4V4H6ZM47 4V3H46ZM252 12V11H251ZM100 21V20H99ZM178 21V20H177ZM163 24V25H162ZM60 25L62 26V28L60 27ZM99 25H101V24H99ZM169 25V24H168ZM57 26H58V31H57V33H58V37H57V45L55 46V53H54V60L56 59V58H58L60 55H62V54H68V53H73V54H71V55H69L70 57H75V56H78V53H77V51L76 50H78V49H76V47H78V46H75V42L74 41H76L77 40V38H75L74 37V34L75 33H77V32H71L69 29H66V27H64L63 28V26H64V22H60V24H57ZM89 25L88 24H86V26L85 27H88ZM134 28V29H133ZM152 28H154L153 30H152ZM150 29V30H149ZM162 29V28H161ZM116 31V32H115ZM123 31V32H122ZM125 31H126V33H125ZM129 31L130 32H132L131 34L129 33ZM145 31V32H144ZM110 32V33H109ZM128 32V33H127ZM79 33L80 32H78L77 34L79 35ZM81 34L82 33H80V35L79 36H81ZM19 35H20V39H22V41H27L28 39H29V31L28 30H23V31H20V33H19ZM75 36H76V34H75ZM79 36H77V37H79ZM108 36V37H107ZM134 36V37H133ZM106 37V38H105ZM122 37V38H121ZM129 37V38H128ZM137 37V38H136ZM151 37V36H150ZM80 38V37H79ZM143 38H145V39H143ZM76 39V40H75ZM152 40V41H151ZM108 41H109V43H108ZM106 43V44H105ZM102 44H104V45H102ZM108 44V45H107ZM111 44V45H110ZM122 45V46H121ZM127 45V46H126ZM129 45V46H128ZM106 46V47H105ZM107 46H109V47H107ZM73 47V48H72ZM75 47V48H74ZM116 47V48H115ZM121 47V48H120ZM1 48H2V43L0 42V50H1ZM81 48L82 49H89L88 47L86 48V46L84 47V46H81ZM109 48V49H108ZM127 48V49H126ZM112 49V50H111ZM111 50V51H110ZM108 51V52H107ZM119 51H121V52H119ZM130 53V54H129ZM131 55V56H130ZM133 56H136V57H133ZM138 56V57H137ZM80 58V56L79 57H77V64H80V63H78V62H81L82 60H80L79 59ZM54 60H51L49 63H46V64H43V65H39V66H37V67H35L34 68V70L35 71H32V72H21L20 70H18V69H16L14 66H13V64L11 63V59H10V57H6V56H4V54H3V52L2 51H0V101H2V100H18V99H20V98H23V96H21V95H19V94H14L15 92H18V91H30V90H32V89H35V88H38V86H36V85H30V86H26V87H23V88H18V89H5L4 87H3V85H2V82H4V80L5 79H7V78H13L14 80H33L32 82H34L35 80H37L38 79V75H39V73H41V74H43L42 72H53V71H57L58 69H59V67L63 64V63H65V61H63V59L62 60H59V61H57L50 69H49V67L51 66V64L54 62ZM171 62V61H170ZM175 63H177V64H181L180 62H178V61H172V64H175ZM232 63V62H231ZM169 65H171V64H169ZM236 65H234L233 66V68H231V69H224V71H221V77L222 78H228V80H233L232 82H234L233 84H232V88H231V86L229 87V89H230V91H228V92H232V91H234L235 92V94H234V92H232V95L234 96V98H235V101L233 102L232 100V102L230 103V102H228L229 103V106H227V103L225 102V104H226V106H221V105H223L222 103H221V105L219 104V106L216 108V106L214 107L215 109H218L219 108V110L220 111H218L219 112V114H220V112H225V110H223L224 109V107L226 108H229L230 110H228V111H232V109H233V111L231 112V113H233V112H235V110H236V107H238L237 108V111H238V109H242V115H245L246 114V110H248V112H251V110H252V112L254 111V109L255 108H260L261 106V108H262V111H264V102H262V101H264V100H262L260 97H259V95H254L253 93H252V95L254 96V98L257 100V103H253L252 102V100L251 101H249V103H247V104H245L246 103V87H245V85H248L249 87H250V89H252L253 90V86H252V84L251 83H249L248 81H247V79H245L246 78V74H247V69H244V71H243V76H241L239 73H237V70H236V67H235ZM55 69V70H54ZM225 70L227 71V74H229V75H227V74H225L224 72H225ZM233 70V71H232ZM231 71V72H230ZM232 73V74H231ZM234 74V76H232ZM223 75H224V77H223ZM237 75V76H236ZM240 75V76H239ZM97 76V75H96ZM226 76V77H225ZM239 76V77H238ZM230 77V78H229ZM233 77V78H232ZM242 77V78H241ZM95 78V79H94ZM238 78V80L237 81H241L242 80V82L240 83V81H239V83L238 82H235V79H237ZM40 80V79H39ZM98 80V76H97V79H96V77L94 76L93 78H92V81L93 82H95V81H97ZM226 80V79H225ZM100 81V80H99ZM78 82H79V79H78ZM243 82H244V84H243ZM247 82V83H246ZM239 85H241V86H239ZM243 86V87H242ZM235 87V88H234ZM238 87V88H237ZM240 87V88H239ZM242 87V88H241ZM92 88L93 87H91V89H89V90H92ZM143 87H141L140 89H138L139 91H141V92H143V93H140V94H145L146 92H144V88L142 89ZM228 88V87H227ZM226 88V89H227ZM237 88V91H235V89ZM66 89V88H65ZM94 89V88H93ZM142 89V90H141ZM225 89V90H226ZM67 90H69V89H67ZM66 90V91H67ZM95 90V91H94ZM93 91H90V94H88V95H90V96H87L86 95V97L88 98V97H91V96H93L92 98H98V99H100L101 101L100 102H97V101H93V102H90V104H87V105H89L90 107H91V110H93V111H96L97 112V114H98V117H94L93 118V120H92V122H91V120H90V122L91 123H86V125L84 124H82V125H80L79 127H77V128H73V129H71L70 128V131L68 132V134L69 135H71L72 136V138H74V139H76V140H78V141H85V139L87 140L88 138H91V140L92 141H94V142H102V143H114V142H119V140H117L118 139V137H119V134H118V132L117 133H115L116 132V130L117 129H119L120 128V126H119V124L118 123H116L115 121V119H117L116 117H117V109H115L116 110V112H115V110L111 107V109H113V113H112V110H111V112H110V107H109V104L110 103H115V100L113 101H111V99H109V97L104 93L105 91L103 90L102 91V87H97V89L95 88ZM145 90H146V88H145ZM240 90V91H239ZM240 92V93H239ZM12 93V94H11ZM248 93L251 95V92L250 91H248ZM67 94H68V97H65V99L66 100H69L70 101V105H71V107H74L75 108V110L76 109H80L81 107H82V105H83V103H81L80 101H79V99L81 98V96H80V98H79V96L77 95V96H75V97H71L70 96V93H68V91H67V93H66V96H67ZM105 94V95H104ZM238 94V95H237ZM240 95L242 96V97H240ZM236 96H239V99L238 98H236ZM107 97V98H106ZM257 97V98H256ZM259 97V98H258ZM87 98L85 99V98H82L83 100H87ZM104 98H106V99H104ZM242 100H241V99ZM108 99V100H107ZM105 100V101H104ZM236 100H238V101H236ZM262 100V101H261ZM240 101V102H239ZM242 101V102H241ZM78 102V103H77ZM106 104H105V103ZM109 102V103H108ZM235 102H236V104H235ZM9 103V102H8ZM81 103V104H80ZM240 103H244L245 105H246V110L245 109H243L244 107H245V105H244V107H243V105H242V107L239 105ZM251 103V104H250ZM1 104V103H0ZM3 104V103H2ZM73 104V105H72ZM77 104V105H76ZM79 104V105H78ZM235 104V105H234ZM249 104L252 106H249ZM75 105V106H74ZM139 105L140 104H138L137 106H136V109H133V111H135V115H137L138 114V116H136L137 117V119H139L142 115H140L139 116V113H142L143 114V116L139 119L141 122H146L145 120L150 116V113H151V116L154 118V120L156 119V120H159L160 122H163V124L166 122V120L168 119V117L169 116H171V114H169V113H167L166 111L171 107V105H166V106H168V109L166 108V107H164L163 105L164 104H162V108H161V113L162 114H160L161 116H159L160 118H157L158 117V115H156L155 113H157L156 112V109L154 108H152V107H150L151 109L150 110H155V111H151V112H149L150 110H149V108H147V105L148 104H144V106H142V108L141 107H139ZM146 105V106H145ZM257 105V106H256ZM107 106H108V109H107ZM110 106H111V104H110ZM234 106V107H233ZM240 106V107H239ZM249 106V108H247ZM77 107V108H76ZM148 107H149V105H148ZM177 107H178V105H172V108H170V110L171 109H174V110H171V112H170V110L168 111V112H170V113H177L178 111H179V109H180V106L178 107V110H177ZM221 107V108H220ZM143 110H141V109ZM164 108H166L165 110H164ZM182 108V107H181ZM213 108V109H214ZM260 108V109H261ZM77 110V111H81V110H84L83 108L82 109H80V110ZM137 109H140L141 111L139 112V110H137ZM147 109V110H146ZM176 109V110H175ZM212 109V111L215 113V111ZM223 111H222V110ZM235 109V110H234ZM100 110V111H99ZM144 110H146L145 112H144ZM149 110V111H148ZM239 110V111H240ZM245 110V111H244ZM100 113H99V112ZM137 111V112H136ZM177 111V112H176ZM226 111H227V109H226ZM227 111V112H228ZM245 113H244V112ZM58 112V111H57ZM56 112V113H57ZM61 112V111H60ZM63 112L65 113L66 111L65 110H63L62 111V114H63ZM164 112L165 113H167V115L166 114H164ZM218 112H216V114L218 115ZM221 113L222 115H221V117L220 116H218L220 119L223 117V114L225 115V113ZM110 113V114H109ZM116 114V116H115V114ZM145 113V114H144ZM146 113L148 114V115H146ZM152 113L154 114V115H156L157 117H154V115H152ZM174 113L172 114V115H174ZM59 114H61V113H59L58 112V115ZM133 114H134V112H133ZM165 116H168V117H165V118H163V116L164 115ZM215 114V115H216ZM99 115H103V116H101V118H100V116ZM114 115V116H113ZM163 115V116H162ZM215 115H213V116H215ZM217 115H216V117H217ZM145 116V117H144ZM150 116V117H151ZM105 117V118H104ZM115 117V118H114ZM135 117V118H136ZM163 119H162V118ZM218 117H217V119H218ZM98 118H100L99 120H97ZM114 118V119H113ZM144 120H143V119ZM153 118H149V119H147V121H149L150 123H152L153 122ZM142 119V120H141ZM222 119H224V117L222 118ZM221 119V120H222ZM152 120V121H151ZM155 120V121H156ZM163 120V121H162ZM164 120H165V122H164ZM97 121V122H96ZM105 121V122H104ZM107 121V122H106ZM118 121V120H117ZM159 121H156V122H154L155 124H154V128L156 127L155 125H157L156 123H159ZM105 123V125L107 124L108 126V131H109V134H110V132L112 133V135L110 134H108V131H107V129L105 130L106 132H105V134L106 135H102L101 137L98 135V133H100V131L97 129V127H98V125H97V123L98 124H100V123ZM112 122V124H110ZM116 125L117 124V126L118 127H116L114 124ZM110 125H112V128H110ZM160 125H162V123H160ZM100 126V125H99ZM115 126V128H113ZM163 126V125H162ZM117 128V129H116ZM113 131H112V130ZM156 129H154V131H155ZM219 130V129H218ZM118 131V130H117ZM221 131H223V130H221ZM157 133V132H156ZM108 134V135H107ZM113 134L116 136V135H118V136H116L117 138H115L114 136H113ZM218 141H219V139H218ZM221 142V143H220ZM219 143H217V142H214V143H216V145H218L219 147H217L214 143L212 144L213 145V149H217L216 151H217V153H215V157H218V154H219V152L218 151H220L221 149H227L228 148V150H229V147H231L233 144H230V146H228L227 145V143L228 142H225V140H221ZM175 143V142H174ZM174 143H170L169 145H165V144H163V145H158L157 146V149L154 151V153H153V155L151 156V158L152 159H150V162H149V165H150V167H149V165H148V167H147V169H148V172H147V169H145L144 170V168H143V170L145 171V175H143L144 174V172H142L140 169V171L143 173H141L142 175H143V177H145V178H148V179H145L144 178V181H143V187H142V193H143V198H144V196H145V200L148 198V196H149V194H150V192L152 191V193H151V195L153 194H158L159 192H161V193H164L165 192V190L159 185V188H157L156 189V187L155 186H153V184L152 185H150V186H148L147 184V182H149V178H151L150 177V175L154 178V176H155V172H156V169H157V167L159 166V164H161V160H162V163L163 164H165V167H166V165H167V168H173V167H179L180 165L184 168V169H186V171H187V169H190V172L188 173L189 175H190V177H194V178H196V180H198V178H201V176L203 177V176H206V177H208V178H211V177H215V179H217L218 178V176L220 175V173H216V175L217 174H219V175H215V173L214 174H212V173H210L209 171H208V168H206V166L205 167H203V166H199V165H197V163L195 162L196 160L198 161V157L196 156L195 158L196 159H194V156L191 158L190 156H188L187 158H185V159H182V161L180 162V163H182V164H179V162H177L178 160H179V156H177V153H176V151L174 150V148L176 147V146H174ZM229 143H231L230 141H229ZM234 143V142H233ZM156 144V143H155ZM159 144V143H158ZM222 146H221V145ZM214 145H215V147H214ZM162 146H165L166 147V151H168V155L166 156V157H162V158H160V154H159V151L158 150H160L159 148H161V149H165V147H163L162 148ZM171 146H173V147H171ZM159 147V148H158ZM227 147V148H226ZM235 147V144L230 148V151H232L233 149L232 148H234ZM220 148V149H219ZM236 148V147H235ZM234 148V151L236 150ZM232 149V150H231ZM228 150H222L221 151V153H220V157L219 158H215V160H217V162H219L218 161V159H220V158H222L221 160H222V162L224 161L225 162V160H223V158L224 159H228L226 162H225V164L227 163V162H232L231 160H229V157L231 158L232 156H230L231 155V152H230V155L227 157V156H222V155H224L225 154V152L226 151H228ZM56 151H57V140H56ZM215 151V152H216ZM233 151V152H234ZM170 152V153H169ZM223 152H224V154H223ZM232 152V153H233ZM85 153V152H84ZM83 153V154H84ZM96 153V152H95ZM85 153L84 155H87V157L85 156H82V158H87V159H90V158H92V157H94V159H95V162H96V158H97V162H96V165H95V163H93L94 162V159H90V160H88L89 162H88V164L86 165L87 167V169L85 168L84 169V166H85V164H81L80 163V165L78 166V160H79V155L78 156H76V155H74V157H77V159L78 160H76L77 162L75 163V161H73L78 167H80L81 165H82V168L80 167L79 168V170H78V167H77V169L76 168H74V170L76 169L77 170V172L75 171L74 173L76 174V175H78L77 176V178L79 177V174H77V173H79V171L82 169V170H85V173H86V170H88L89 168H90V170H88V172L89 173H91V174H94L95 173V170L93 171V169H94V167L96 166V167H101L102 166V169H105V170H107V171H109L108 169V165H106V163H105V161L107 160V158H108V154L106 155V158L104 159V155L106 154V153H104V152H98L99 154L101 153V154H103L102 156H101V158L103 159V160H98V159H101V158H99V157H96V156H98V153ZM205 153H207V152H205ZM205 153L203 154L204 156H205ZM209 153V152H208ZM211 153H214V152H212V149H211V152L209 153V154H211ZM229 154V151L228 152H226V154ZM236 153H238L237 154V157H240V158H242L243 159V157H245L244 158V160L246 159V161L247 160H249V163L247 164V165H243L244 167H246V169L248 168L247 166H249V168H248V171L247 170H245V172L243 171V170H241V172L239 171V173L237 172L238 170H236V173L239 175V177L241 176L242 177V179L240 178L239 179V177H238V175H236V173H235V175H233V173L232 172H229V170H233V169H231V167H232V165H233V167H236L234 164H231V167H230V169L227 167V164H226V168L227 169H229L228 171L226 170L225 171V169L224 170H222L224 173L226 172H228L227 174H231L232 173V176L230 175V179H231V177H233V176H237L238 177V180H239V182H238V180H237V178H233V180H231L232 181V183L234 184V186H237V184H238V186L236 187L237 188V191H238V193L239 192H241L242 191V193H243V190H244V184H245V182H243L242 184H241V182H242V180H243V177H244V179H245V176H247V175H256L257 174V171L255 172V170H258V168H257V166L256 165H254L253 167H252V164L255 162V160L254 159H257L258 160V158H254L253 156H252V158L250 157V155L249 156H243V155H245V154H240L239 152H236ZM66 154V153H65ZM65 154H62L63 155V158L64 157H66L65 156ZM69 154V153H68ZM68 154H67V157H69L70 159H72L70 156H68ZM73 154V153H72ZM74 154H76V153H74ZM83 154H81V155H83ZM88 154H89V156H88ZM95 154V155H94ZM143 154V153H142ZM209 154H207L210 158H211V156H213V155H209ZM225 154V155H226ZM234 154V156L232 157L233 159H235L236 158V154H235V152L233 153ZM61 154H58V158L61 160V156H62ZM92 155V156H91ZM239 155H242V156H239ZM247 155V154H246ZM73 156V155H72ZM140 156H142L141 154H140ZM146 156V155H145ZM199 156V155H198ZM201 157H199L200 159H203V157H202V155H200ZM208 156H206V158L204 157V159L205 160H209L210 158H208ZM65 158V159H63V161L65 160V163H67V162H69L68 161V159L69 158ZM90 157V158H89ZM227 157V158H226ZM247 157H250V159H247ZM231 158V159H232ZM239 158V160H241V162L243 161L242 159H240ZM254 158V159H253ZM66 159H67V162H66ZM74 159V158H73ZM142 159V158H141ZM105 160V161H104ZM221 160H220V162H221ZM250 160L251 161H253V163L252 162H250ZM71 161V160H70ZM93 161V162H92ZM102 161V162H101ZM103 161H104V164L106 165L105 166V168H104V165H103ZM73 162L71 163V165L73 164ZM92 162V163H91ZM142 162V161H141ZM153 164H152V163ZM224 162H223V165H221V167L220 166H218L217 167V170L218 171H220L219 170V168H222V167H224ZM233 162H234V160H233ZM245 162V161H244ZM248 162V161H247ZM91 165H90V164ZM250 163H251V165H250ZM70 163H68V165H69ZM74 164V166H76ZM93 164H94V167H93ZM100 166H99V165ZM67 165V166H68ZM152 165V166H151ZM228 165H230V164H228ZM88 166H89V168H88ZM256 166V167H255ZM95 167V168H96ZM190 167V168H189ZM232 167V168H233ZM256 169H255V168ZM91 168H93V169H91ZM107 168V169H106ZM141 168V167H140ZM237 168V167H236ZM241 168V167H240ZM240 168H238V169H240ZM252 168V169H251ZM152 171H151V170ZM251 169V170H250ZM253 169H255V170H253ZM69 170H71V169H69ZM81 170V171H82ZM92 170V171H91ZM104 171V170H103ZM139 171V172H140ZM246 171H247V174L246 175H244L245 173H246ZM251 173H250V172ZM73 172V171H72ZM71 172V173H72ZM88 172L86 173V175H82L83 177H82V180H83V178L85 177V176H87L86 178H84V180H87L88 181ZM105 172V171H104ZM223 172H221V177H219V178H221V179H217V181L219 182V184L217 185V188L215 189L217 192H219L220 194H222V195H224V196H226L227 198H229L231 201H232V203L235 205V207L236 206H239V208H243V211L245 212L246 210H245V208L247 209H251V207L250 206H248L247 205V203L245 204V201H243L242 199H241V197H242V195H240V193H239V195L241 196L240 197V199L239 200H236L235 198L237 197L235 194H234V192L232 191V189H230V188H228V187H226L225 185H224V180H225V178H224V176H223ZM61 173H62V171H61ZM83 173V172H82ZM148 173H149V175H148ZM225 173V174H226ZM240 173H241V175H240ZM242 173H243V176H242ZM253 173V174H252ZM75 174H73V175H75ZM91 174H89L91 177H92V175ZM139 174V173H138ZM140 174V175H141ZM224 174V175H225ZM225 175L226 177L228 176V175ZM62 175V174H61ZM75 175V176H76ZM148 175V176H147ZM70 176H71V174H70ZM69 176V177H70ZM89 176V182H92L91 181V179L93 178L94 179V177H95V174L93 175L94 177H90ZM147 176V177H146ZM141 177V176H140ZM143 177L141 178V179H143ZM222 177H223V179L224 180H222ZM76 178V177H75ZM75 178L74 177H72V180L74 179V181H75ZM229 178H227V179H229ZM70 180H71V178H70ZM77 181H78V179H76ZM83 180V181H84ZM148 180V181H147ZM155 180V178L154 179H152L151 180V182L150 183H152V182H155L154 181ZM195 180V181H196ZM237 180V181H236ZM241 180V181H240ZM94 181V180H93ZM146 181V182H145ZM221 181L223 182V183H221ZM234 181L235 182H238V183H234ZM244 181V180H243ZM145 183V184H144ZM147 183V184H146ZM231 183V184H232ZM254 184H255V182H254ZM258 184V183H257ZM139 185V184H138ZM243 185V187H242V190L240 191V189L239 188H241V186ZM256 185V184H255ZM262 185H264V184H262ZM262 185H261V183L259 184V186L260 187H262ZM140 187H141V184L139 185ZM146 186H148V187H146ZM154 187V190H153V187ZM201 185H197V186H193V187H189V188H195V187H200ZM252 186H254V185H252ZM258 186V185H257ZM256 186V188H255V186H254V188L253 187H250V189L251 188H253L254 190H255V192H256V190H257V187ZM149 187H151L152 189H149ZM158 187V186H157ZM202 187V186H201ZM189 188H185V189H189ZM144 189V190H143ZM151 190V191H149L148 192V190ZM156 189V190H155ZM185 189H182V190H185ZM239 189V190H238ZM260 189V188H259ZM158 190V191H157ZM160 190V191H159ZM161 190H163V191H161ZM252 190V189H251ZM261 191H260V193L262 192V193H264V188H262V189H260ZM157 191V192H156ZM148 194H147V193ZM154 192V193H153ZM160 193V194H161ZM241 193V194H242ZM174 194H176V193H172V194H170L169 196H167L166 197V200L168 199V198H170L171 196H173ZM258 195H259V191H258V193H257ZM148 195V196H147ZM152 195V196H153ZM243 196H244V194H243ZM262 201H264V199H262ZM146 202V201H145ZM260 204H262V203H260ZM262 206V205H261ZM140 208H141V206H140ZM140 208H139V210H140ZM247 209V210H248ZM254 217H257V218H255V219H258L259 220V224H258V226H257V228H256V231H255V236H256V238L257 237H259V234L262 232V230H264V207H262V211H261V217L259 216L258 217V211L257 212H255L254 214L252 213V209H251V211H249ZM138 214H139V212H138ZM121 215H122V213H121ZM125 215V214H124ZM122 217V216H121ZM125 217V216H124ZM124 217H122V218H124ZM138 218H139V216H137ZM137 218V219H138ZM260 218H262V219H260ZM126 222V221H125ZM103 223H104V221H103ZM102 223V224H103ZM109 223H111V222H109ZM114 223V222H113ZM122 223H124V221L122 222ZM139 222L138 221H135V226L134 227H130L129 228V226H127L128 227V229L125 227V228H123V225L125 224H122L121 226H122V229L120 228L121 226H119V230L121 231V234L123 233V232H125L126 230H132V229H137L138 228V226H139V229H140V224H138ZM137 224V225H136ZM106 225H108V224H104L103 226H106ZM112 225V224H111ZM126 225V224H125ZM124 225V226H125ZM108 226H110V224L108 225ZM113 227L114 226H116V227H118L117 225H112ZM115 227V228H116ZM137 227V228H136ZM260 228V229H259ZM122 235H125V234H122ZM121 235V236H122ZM124 238H126V237H124ZM125 244V243H124ZM262 247H264V243H262L261 244V246H260V248H262ZM249 249H248V252H247V255L243 258V260H242V264H244V261H245V259H248V255H249Z\"/></svg>",
	"mask_w": 264,
	"mask_h": 264
}]
</instances>
